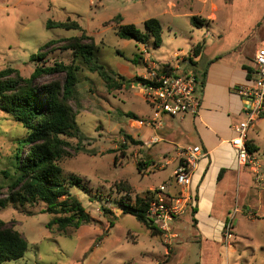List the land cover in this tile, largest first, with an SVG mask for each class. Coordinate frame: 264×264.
<instances>
[{"label":"rangeland","instance_id":"1","mask_svg":"<svg viewBox=\"0 0 264 264\" xmlns=\"http://www.w3.org/2000/svg\"><path fill=\"white\" fill-rule=\"evenodd\" d=\"M214 1L216 22L194 26L190 15L201 7L196 0H0V71L11 67L30 77L37 66L56 61L71 64L73 52L59 49L64 42L41 48L83 31L94 38L98 63L128 79L148 78L156 68H182L188 61L195 65L193 44L207 30L215 38L223 34L219 47H239L252 61L256 49L264 47V0ZM149 18L162 23L160 46L153 39L138 43L117 35L122 24H135L146 32ZM49 20L77 21L83 30L49 28ZM34 54L41 55L33 60ZM135 57L136 64L131 61ZM77 75L76 96L69 103L81 138L62 136L70 146L59 164L64 176L81 179L80 186L70 190L92 221L65 231H58L56 225L48 229L56 215L43 212L44 203H9L0 208V218L25 236L28 248L22 258L4 264H264V116L249 129L250 143L258 148L257 172L247 167L245 174L229 177L226 193L216 200L218 215L226 212L230 220L234 218V235L222 242L200 240L189 210L174 230L153 235L123 203L133 205L136 196H145L169 179L179 160L176 150L198 142L180 136L181 116L152 121L154 108L146 101L142 83L109 90L83 63ZM64 77L44 74L38 82ZM127 135L142 141L135 144ZM24 136V127L0 109V184L4 186L8 179L3 172L13 171L17 141ZM153 139L157 140L150 144ZM7 192L5 187L0 198ZM244 204L249 205V215L235 213L236 205L245 210ZM175 232L179 237L171 239ZM168 249L172 254L165 262Z\"/></svg>","mask_w":264,"mask_h":264},{"label":"trees","instance_id":"2","mask_svg":"<svg viewBox=\"0 0 264 264\" xmlns=\"http://www.w3.org/2000/svg\"><path fill=\"white\" fill-rule=\"evenodd\" d=\"M191 24L203 25L204 19L192 16ZM47 27H59L65 29L83 30L77 21L56 22L49 20ZM146 32L135 24H122L117 29V35L124 39H134L138 43H146L153 39L154 45L162 43V23L158 18H149L145 21ZM58 41L64 42L59 49L71 50L74 60L71 64L56 61L51 66H37L30 77H24L16 68H6L0 71V109L13 117L25 129V136L19 138L14 155L13 171H4L8 179L6 186L0 184V195L7 187V195L0 198V208L9 203H36L45 204L43 212L56 215L47 223V228L52 229L56 225L58 231H65L70 227L80 228L81 225L92 221L82 202L71 193L73 186H80L81 179L73 174L64 176L59 160L69 154L70 143L62 138L80 136V129L76 123L70 100L76 96L78 83L77 72L81 63L90 71L96 72L105 82L109 90L121 89L127 83L146 84L149 81L136 77L128 79L125 76L108 70L96 60V44L94 38L85 31L80 36L52 40L46 43L41 50ZM201 44H197L193 51L198 55ZM46 54V52H45ZM33 55L40 57V55ZM82 60L79 63L76 61ZM136 64L137 58L131 60ZM247 76L252 77L253 68L244 66ZM44 74L64 75L63 81L38 82ZM201 83H205V75ZM130 117H136L132 113H126ZM263 117V116H262ZM127 139L135 144L141 141L127 135ZM27 146L26 151L24 150ZM78 146L76 150H78ZM249 148L257 150L252 144ZM142 162L138 163L141 168ZM225 169H221L219 178ZM127 189V188H126ZM130 189V187H128ZM138 221L144 223L152 231L153 235L163 233L151 225L145 217L148 207V197L136 196L133 205L123 203ZM193 213L197 207H193ZM197 220L193 217V224ZM114 222L110 220V227ZM28 241L25 236L0 218V264L10 260L20 259L25 255Z\"/></svg>","mask_w":264,"mask_h":264},{"label":"crops","instance_id":"3","mask_svg":"<svg viewBox=\"0 0 264 264\" xmlns=\"http://www.w3.org/2000/svg\"><path fill=\"white\" fill-rule=\"evenodd\" d=\"M196 1L201 7L191 14L190 18L198 16L205 20L203 24L216 22L218 6L215 1ZM226 6L230 7L229 5ZM192 31L194 32V30ZM214 35L212 36L207 30L203 39L199 40L197 38L196 43L193 44L194 47L201 44L198 55H195V53L193 55V61L196 71L201 76L205 75V83L202 84L201 78H199L201 106L198 114L190 116L189 119H187L189 115L181 117L183 126L180 128L179 134L188 142L195 137L198 143H193V145H200L207 154L205 158L198 162L193 174L191 189L196 192L195 206L197 212L193 216V210L187 209L192 214V221L193 217L197 220L196 225L193 224V226L196 227L200 240L222 242L226 240L224 228L230 219L226 212L223 215H218L216 200L219 194L226 193V182L229 177L248 172L246 166L239 165L237 153L231 144V140L236 135L235 126L245 118L243 100L238 94L237 88L251 79L248 78L244 66L252 67V61L248 57V53L242 51L239 47L234 49L219 47L223 34L219 32L216 34V38ZM167 117L168 115L164 114L162 118L165 120ZM136 139L142 141L139 138ZM149 143L151 144V142ZM249 144H251L250 138ZM221 169L225 170L221 178L218 179ZM172 176L164 182L170 184ZM243 206L245 210H241V212L243 211L242 213L249 215V205L244 204ZM179 220L180 217L172 223L173 230L175 229L174 224ZM171 237V239H175L173 237L178 238L179 236L175 232L171 234ZM171 254V249H168L165 262L170 260Z\"/></svg>","mask_w":264,"mask_h":264},{"label":"built area","instance_id":"4","mask_svg":"<svg viewBox=\"0 0 264 264\" xmlns=\"http://www.w3.org/2000/svg\"><path fill=\"white\" fill-rule=\"evenodd\" d=\"M253 73L250 80L237 88L244 105L245 118L235 126L236 135L231 144L237 153L239 165L257 172L258 152L249 148V129L264 116V47L259 48L252 59ZM146 101L154 108L152 121H160L164 114L171 116L197 115L201 106V85L198 72L190 61L180 68H156L144 78ZM144 124V121H140ZM153 139L151 143L156 141ZM179 149V148H177ZM178 163L170 184L163 182L150 188L146 195L148 207L146 220L158 230L167 233L172 223L187 209L193 210L196 192L191 189L193 174L198 162L207 156L200 145H189L176 150ZM241 210L236 206L235 213ZM225 239L233 236L231 220L225 225Z\"/></svg>","mask_w":264,"mask_h":264}]
</instances>
